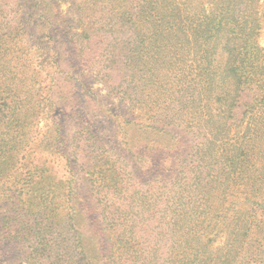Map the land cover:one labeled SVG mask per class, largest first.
<instances>
[{
    "label": "trees",
    "instance_id": "obj_1",
    "mask_svg": "<svg viewBox=\"0 0 264 264\" xmlns=\"http://www.w3.org/2000/svg\"><path fill=\"white\" fill-rule=\"evenodd\" d=\"M15 1L0 0V106L21 103L25 118L41 101L40 70ZM58 1L26 0L47 24L40 37L72 40L77 62L116 93L131 119L116 113L113 123L134 132L123 140L147 176L128 171L95 116L77 124L71 144L93 155L66 157L90 189L99 248L77 223L71 178L30 161L35 129L19 131L8 115L0 201L17 205L0 221V250L20 242L30 264H264V0H70L66 13ZM54 123L58 154L65 139Z\"/></svg>",
    "mask_w": 264,
    "mask_h": 264
},
{
    "label": "rangeland",
    "instance_id": "obj_2",
    "mask_svg": "<svg viewBox=\"0 0 264 264\" xmlns=\"http://www.w3.org/2000/svg\"><path fill=\"white\" fill-rule=\"evenodd\" d=\"M15 3L19 5L17 8L19 16H25L27 19V34L25 38L30 40L34 45L32 46V52L35 53L33 58V67L40 70L38 75L40 82L36 87L37 94L39 96L40 104L27 112V115L31 112L29 117L27 115L25 118L18 116V109L15 107H20L21 103L12 105L3 104L0 106V133L6 131L5 125L7 124V119L11 115L14 119H19L22 126L16 129L21 131L24 126L30 121L29 129L34 128L35 142L30 144L21 142L20 139L14 140L13 145H30L31 155L30 161H34V164L45 163L46 167L53 173L56 180L67 181L71 178L72 187L74 191L80 195L75 201L79 204V208L84 210L85 221L83 219L84 214L79 216L77 223L83 230L85 235H92L93 244L99 243V248H101V237L102 232H100L99 222L97 220V211L94 209L95 206L90 196V189L88 187L87 181L83 177V173H80V165L74 166L75 172L71 173L70 164L67 160V155L75 156L78 155H93L90 150L85 151L83 149H76L75 145L71 142L74 136L80 137V132H76L78 129L77 124L79 122H84L90 119V117L95 116L93 121H96L97 132L106 140L110 141L111 145H114V149L122 154L126 161L128 160L127 169L132 171L137 175H140L143 179L147 176L144 171H141V160L136 158H131L132 151L126 149V146H130L128 142L123 140V136L126 134L134 137V132L128 128H121L118 126V131H121V135L115 128L116 113H123L128 120L131 119V115L128 113V109H123L120 105V100L116 96V93L105 86L104 83L98 81L94 75L87 69L85 65L79 64L76 57V51L74 49L75 43L72 40L65 39L64 35L57 30H53L54 39L49 40L46 37H40L47 30V24L39 21H35L36 17L31 16L32 12L29 11V7L26 0H16ZM70 0H59L57 2L58 8L66 13L70 9ZM260 44L264 46V23L261 30ZM56 42V47L60 49L57 52L49 51L44 54L49 48V46ZM69 52V54L67 53ZM69 58V59H68ZM61 60L62 69L56 70V62ZM55 79V86L52 89V93H49V86L52 80ZM39 85L41 89H39ZM82 85H85L82 88ZM39 89V91L37 90ZM97 98V99H96ZM57 102H65L67 106L63 104H58L52 110L51 100ZM45 106L43 107V105ZM26 110L23 107L22 112ZM108 110L110 114V120L105 117L103 111ZM58 123L62 129L63 137L65 142L61 146V152L58 154L52 153L51 146L49 144L51 137L54 133L55 123ZM29 129H24L29 131ZM116 131H115V130ZM117 133V139L115 135ZM10 134V132H9ZM21 134L18 136L20 137ZM147 135L144 136L143 142L146 141ZM31 143V142H30ZM124 148V149H123ZM153 155H148L151 157ZM29 160V159H28ZM17 161V160H16ZM20 161V160H19ZM47 161V162H46ZM144 163H146L144 161ZM141 165V166H140ZM144 165V164H143ZM29 167V166H28ZM18 174L23 173V169H17ZM11 195H13L11 193ZM78 195V196H79ZM16 199L9 198L4 201H0V221L4 217H10L14 214L16 209ZM91 239V237H90ZM88 247V245H87ZM96 250V247H94ZM25 251L31 252L30 249L24 248L23 244L20 242H12L10 244H5L3 249L0 250V264H30V262L23 258ZM28 255L26 254L25 257Z\"/></svg>",
    "mask_w": 264,
    "mask_h": 264
}]
</instances>
